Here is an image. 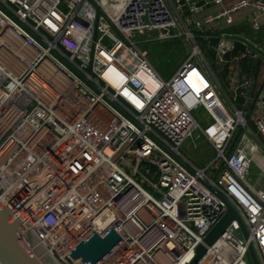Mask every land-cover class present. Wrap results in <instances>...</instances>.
Masks as SVG:
<instances>
[{
  "label": "built area",
  "instance_id": "obj_1",
  "mask_svg": "<svg viewBox=\"0 0 264 264\" xmlns=\"http://www.w3.org/2000/svg\"><path fill=\"white\" fill-rule=\"evenodd\" d=\"M201 9L197 0H123L111 7L103 0H0V203L59 264H76L72 250L106 228L122 243L100 264H191L227 211L225 201L248 240L234 220L198 264L211 254L218 264H252L250 244L264 264V177L250 181L258 151L250 134L264 142V80L249 97L259 81L244 69L247 61L258 62L261 77L264 57L247 47L228 60L232 42L219 36L210 49L222 83L207 69L193 32L209 33L218 20L228 29L246 9L258 14L251 19L258 32L264 0H240L196 19L192 28L186 18ZM146 34L158 40L186 35L190 56L170 79L136 41ZM258 92L250 127L245 105ZM240 99L244 105L237 107ZM199 107L211 120L205 126L193 116ZM240 127L242 144L227 156ZM194 137L215 151L205 169L182 153ZM218 245L234 256L226 259Z\"/></svg>",
  "mask_w": 264,
  "mask_h": 264
},
{
  "label": "water",
  "instance_id": "obj_2",
  "mask_svg": "<svg viewBox=\"0 0 264 264\" xmlns=\"http://www.w3.org/2000/svg\"><path fill=\"white\" fill-rule=\"evenodd\" d=\"M17 21L14 17H12ZM18 22V21H17ZM145 22L148 23L147 17ZM19 23V22H18ZM20 24V23H19ZM23 26L22 24H20ZM24 27V26H23ZM24 29L37 41L39 38L29 31ZM158 31L155 30L154 33ZM178 38L186 39V35L182 34ZM225 38L232 42V49L228 51L226 58L228 60L236 58L239 53L245 54L247 47L255 50L264 57V52L257 48L248 39L239 35H225ZM161 41V40H159ZM67 68L76 74L85 84H87L94 91L98 92L96 86L82 74L75 70L65 59L57 53H53ZM260 92V90H259ZM259 92L252 102L248 101L245 105V119L247 120L251 111L256 103ZM117 109V106L114 105ZM242 127L239 128L227 156L235 146V143L241 133ZM181 165L193 174V171L182 161L179 160ZM212 189L211 187H209ZM213 190V189H212ZM223 199V198H222ZM225 201V200H224ZM227 211L219 222L211 229L196 249V256L191 264H198L200 260L208 252V248L215 245L217 240L226 232L232 221L239 222L244 238L248 240V231L236 212L233 206L225 201ZM122 238L118 235L113 228H106L100 232H92L81 240L78 245L72 250L70 257L76 264H100L103 262L120 244ZM249 255L252 264H261L253 244L249 245ZM0 264H59L54 256L47 251V249L40 243L37 236L31 230H26L23 224L17 220L11 211L0 203Z\"/></svg>",
  "mask_w": 264,
  "mask_h": 264
},
{
  "label": "rangeland",
  "instance_id": "obj_3",
  "mask_svg": "<svg viewBox=\"0 0 264 264\" xmlns=\"http://www.w3.org/2000/svg\"><path fill=\"white\" fill-rule=\"evenodd\" d=\"M111 1V0H110ZM192 26V25H191ZM194 28V26H192ZM195 35H199V30H193ZM259 38H264V29L260 32H255ZM149 34H146L145 36H140L136 38V41L138 43H141L142 49L146 50L150 55V60L152 64L155 66L156 70L160 74V76L168 80L170 79L175 72L182 66V64L189 58L190 52H189V46L185 39L182 38H176L175 36L171 39L167 40H161L159 41L155 35L148 36ZM201 47L203 49L205 58H206V66L207 69H210L215 76L218 78V80L222 83H224V74L219 72V67L215 65L214 63V53L210 49V46L208 43H204V41L199 40ZM230 44V42L228 41ZM261 62V61H260ZM259 62V63H260ZM252 68L253 72L248 73L246 72L245 75L253 79V83H256V77L257 74L260 72L259 75H261V70L258 67V62H252L247 61L246 63V70L249 71V69ZM258 68V69H256ZM258 75V76H259ZM264 80V75H262L259 78V84L257 86H253L250 89V96L253 97L256 90H259L262 81ZM257 84V83H256ZM225 91L228 92V88L226 86ZM237 107H240V103H235ZM259 109V102L257 101L255 103L254 109L251 112L250 118H249V126L253 127V115L257 110ZM194 118L203 126H205L210 120L209 115L205 111L204 108L199 107L198 109L193 111ZM245 131L242 132V134L238 137L237 142L235 144L236 149L239 145H241L243 136L245 135ZM253 138V136L250 134V138ZM253 140L256 142V140L253 138ZM257 143V142H256ZM183 155L196 167L199 169H205L207 166H209L210 162L215 158V151L211 147L209 143L204 141L203 139H196V137L191 138L187 141V143L182 148ZM254 166V165H253ZM254 168H256L254 166ZM260 171L256 169L254 171L252 167V177H250V181L254 182L256 177H258V174ZM216 172L213 170L208 171V175L214 178L216 176ZM215 249L221 253L223 256L226 257V259H231V257L234 256V252L230 250V248L226 246H216Z\"/></svg>",
  "mask_w": 264,
  "mask_h": 264
},
{
  "label": "crops",
  "instance_id": "obj_4",
  "mask_svg": "<svg viewBox=\"0 0 264 264\" xmlns=\"http://www.w3.org/2000/svg\"><path fill=\"white\" fill-rule=\"evenodd\" d=\"M239 1L240 0H223V3L221 6H215V5H208L207 6L204 4V1L197 0L199 7L203 8V10L201 9L202 11L199 13V15L189 16L186 19L193 26L196 19L202 18V17L204 18L205 16H208V15L219 14L221 9H228V8L232 7L234 4L238 3ZM257 15L258 14H256L252 9L241 10V11L234 14L235 25L230 27V28H235V29H238L239 31H241L240 34H232V35L242 36V37L252 41L257 46L264 48V38L263 39L259 38L258 35L254 32V30L251 27V19L254 17H257ZM262 18H263V25L258 32H260L261 30L264 29V17H262ZM213 26H214L215 30L210 31L209 33L206 32L204 34L202 32H199V36H200L199 40L204 41V43H208L210 48L214 46V44L211 43L212 37H219L221 35H224V36L230 35V33H222L224 30H227V28H224L223 20H218L217 22L213 23ZM218 34H220V35H218ZM244 69H245V73L246 72L251 73V68L249 69V71H247L246 66H245ZM256 78L259 80L260 77L257 76ZM227 82H228V84L226 83V85H228L227 88H229L230 87V79H228ZM253 138L256 140L257 143L253 140ZM253 138H251L250 141L257 146L258 151L256 154V160L253 163V165L256 168H254L253 165H252V167H253L254 171H256V169H258L260 171V173L258 174V177H256V179L254 181V183H255V182H259L261 177H264V142L258 140L255 137H253ZM251 142H248L247 145H249V143H251ZM252 167H251V177H252Z\"/></svg>",
  "mask_w": 264,
  "mask_h": 264
},
{
  "label": "bare ground",
  "instance_id": "obj_5",
  "mask_svg": "<svg viewBox=\"0 0 264 264\" xmlns=\"http://www.w3.org/2000/svg\"><path fill=\"white\" fill-rule=\"evenodd\" d=\"M120 1H123V0H113L112 2L110 0H103V3L106 6L111 7L112 5L118 4ZM113 2H117V3H113ZM98 222L101 223L102 221L98 220ZM201 264H218V259L211 254L210 257L204 260Z\"/></svg>",
  "mask_w": 264,
  "mask_h": 264
},
{
  "label": "trees",
  "instance_id": "obj_6",
  "mask_svg": "<svg viewBox=\"0 0 264 264\" xmlns=\"http://www.w3.org/2000/svg\"><path fill=\"white\" fill-rule=\"evenodd\" d=\"M222 33L240 34L241 31H239L238 29H235V28H229L227 30H224ZM218 35H220V34H218ZM218 41H219L218 37H212L211 43L216 45L218 43ZM239 103H240V105H244V100L240 99Z\"/></svg>",
  "mask_w": 264,
  "mask_h": 264
}]
</instances>
